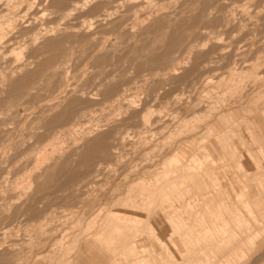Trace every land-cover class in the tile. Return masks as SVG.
Here are the masks:
<instances>
[{"label": "rangeland", "instance_id": "rangeland-1", "mask_svg": "<svg viewBox=\"0 0 264 264\" xmlns=\"http://www.w3.org/2000/svg\"><path fill=\"white\" fill-rule=\"evenodd\" d=\"M0 264H264V0H0Z\"/></svg>", "mask_w": 264, "mask_h": 264}, {"label": "bare ground", "instance_id": "bare-ground-1", "mask_svg": "<svg viewBox=\"0 0 264 264\" xmlns=\"http://www.w3.org/2000/svg\"><path fill=\"white\" fill-rule=\"evenodd\" d=\"M258 14H259V13H258ZM227 15H228V14H227ZM232 15H233V14H232ZM250 15H251V14H250ZM201 16H202V15H201ZM202 17H203V16H202ZM235 17H236V16H235ZM180 35H181V34H180ZM163 36H164V35H163ZM167 36H168V35H167ZM158 37H159V36H158ZM184 37H185V36H184ZM156 39H157V38H156ZM158 39H159V38H158ZM158 39H157V40H158ZM178 39H180V37H178ZM220 39H221V38H220ZM162 41H164V40H162ZM177 41H178V40H177ZM155 42H156V41H155ZM177 44H178V43H177ZM191 45H192V44H191ZM111 46H112V45H111ZM187 46H190V44L187 45ZM201 47H202V46H201ZM202 48H204V47H202ZM202 48H201V49H202ZM222 49H223V48H222ZM135 50H136V49H135ZM135 50H134V51H135ZM142 51H143V50H142ZM195 52H196V51H195ZM135 53H136V52H135ZM135 53H134V54H135ZM147 53H148V52H147ZM151 53L153 54V52H151ZM149 54H150V52H149ZM138 56H139V55H138ZM136 57H137V56H136ZM142 58H143V57H142ZM144 58H145V57H144ZM160 60H161V59H160ZM162 60H163V58H162ZM167 61H168V60H167ZM169 61H170V60H169ZM137 62H138V60H137ZM167 63H168V62H167ZM184 65H186V64L184 63ZM181 66H182V65H181ZM206 66H207V65H206ZM162 67H163V66H162ZM168 67H169V66H168ZM207 67H209V66H207ZM186 68H187V67H186ZM205 69H206V68H205ZM174 70H175V69H174ZM172 73L175 74V73H177V72L174 71V72H172ZM256 77H257V76H256ZM83 93H84V92H83ZM83 93H81V95H82V96H85ZM79 94H80V92H79ZM79 96H80V95H79ZM90 97H92V96H90ZM83 98H84V97H83ZM80 99H81V96H80ZM90 99H91V98H90ZM131 101H132V100H131ZM81 102H83V101H81ZM84 102H85V101H84ZM128 103H129V102H128ZM132 103H134V102L132 101ZM132 103H130V104L132 105ZM78 104H80V103H78ZM89 104H90V103H89ZM87 105H88V104H87ZM74 107H75V106H74ZM119 111H120V110H119ZM77 114H79V113H77ZM74 115H75V114H74ZM82 116H83V115H82ZM143 117H144V116H143ZM143 117H142V119H143ZM73 119H74V117H73ZM73 121H74V120H73ZM73 121H72V122H73ZM49 124H50V123H49ZM53 124H54V122H53ZM52 127H53V126H52ZM55 127H56V126H55ZM55 129H56V128H55ZM77 129H78V128H77ZM80 132H81V131H80ZM85 132H86V131H85ZM254 132H255V131H254ZM122 136H123V135H122ZM235 136H236V135H235ZM121 138H122V137H121ZM125 140H126V139H125ZM122 142H123V141H122ZM126 143H127V142H126ZM238 147H239V146H238ZM112 149H113V148H112ZM113 152H114V151H113ZM190 154H191V153H190ZM192 154H194V153H192ZM115 155H116V154H115ZM117 156H118V155H117ZM192 157H193V155H192ZM53 164H54V163H53ZM224 164H225V163H224ZM239 164H240V163H239ZM176 165H177V164H176ZM230 166H231V165H230ZM226 171H227V169H226ZM245 171H246V170H245ZM200 173H201V172H200ZM225 174H226V173H225ZM185 175H186V174H185ZM196 175H197V174H196ZM202 175H204V174H202ZM128 176H129V175H128ZM128 176H127V177H128ZM127 177H126L125 180H127ZM145 180H146V179H145ZM239 183H240V182H239ZM120 184H121V183H120ZM147 184H148V183H147ZM163 185H164V184H163ZM167 185H168V184H167ZM161 186H162V185H161ZM161 186H160V187H161ZM165 186H166V184H165ZM162 188H163V187H162ZM162 188H161V189H162ZM177 193H178V192H177ZM189 194H190V192H189ZM186 195H187V194H186ZM178 196H179V195H178ZM129 204H130V203H129ZM165 209H166V208H165ZM136 211H137V210H136ZM146 213H147V212H146ZM217 216H218V215H217ZM168 219H169V218H168ZM177 222H178V221H177ZM181 226H182V224H181ZM111 227H112V226H111ZM172 227H173V226H172ZM177 227H178V226H177ZM173 228H174V227H173ZM178 228H179V227H178ZM181 229H182V227H181ZM186 230H187V229H186ZM206 234H207V233H206ZM176 235H178V234H176ZM176 235H175V236H176Z\"/></svg>", "mask_w": 264, "mask_h": 264}]
</instances>
